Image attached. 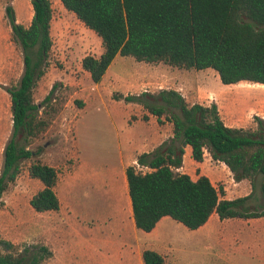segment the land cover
<instances>
[{
  "label": "trees",
  "instance_id": "16d2710c",
  "mask_svg": "<svg viewBox=\"0 0 264 264\" xmlns=\"http://www.w3.org/2000/svg\"><path fill=\"white\" fill-rule=\"evenodd\" d=\"M32 18L27 27L16 23L11 5L5 14L11 38L22 54L23 71L10 96L12 132L3 149L0 198L21 171V162L40 154L29 146L43 134L48 121L58 112L53 107L52 89L41 104L32 90L44 76L53 45L50 0H29ZM83 26L100 40L99 57L86 55L81 68L94 83L101 81L116 56L132 57L147 64L163 63L184 69H212L223 85L240 82L264 85V0H60ZM115 100L141 105L161 123L172 124V137L150 153L137 156L136 165L125 169L134 224L148 233L158 221L169 217L186 229L202 227L215 213L219 220L264 217V121L254 117V128L224 125L215 103L188 104L170 89L155 93L121 96ZM52 113V114H51ZM51 114V115H50ZM49 116V117H48ZM147 117L143 116V120ZM186 146L191 158L222 162L234 181L246 180L252 191L259 184L263 204L251 210L248 197L223 199L206 176L196 180L178 170ZM148 169L142 172L141 169ZM28 175L42 188L29 200L37 213L56 211L60 203L54 191L57 170L39 161L28 167ZM0 264H43L52 257L46 245L15 250L1 242ZM143 264H164L153 250L142 251Z\"/></svg>",
  "mask_w": 264,
  "mask_h": 264
},
{
  "label": "rangeland",
  "instance_id": "374dc122",
  "mask_svg": "<svg viewBox=\"0 0 264 264\" xmlns=\"http://www.w3.org/2000/svg\"><path fill=\"white\" fill-rule=\"evenodd\" d=\"M50 1V33L53 45L46 72L36 82L32 97L35 104H41L52 86H55L52 104L58 112L48 121L45 132L29 146L32 150L40 148V154L21 162L20 174L0 198V251L5 253L1 242L10 243L15 250L46 245L51 250L52 257L43 264H55L52 262H58L68 251L79 253L83 250H63L66 245L62 248L51 230L52 213H37L30 207L29 200L42 185L38 180L29 177L28 167L33 161L48 164L58 172L62 164L70 167L75 153L76 120L75 131L88 146L87 150H79L81 157L93 162H115V130L119 135L120 147L125 151L126 135L131 131L132 136H135L141 132V128L137 126L133 130L129 129L124 123L126 111L120 107L114 108L108 102L109 98L118 99L126 95L134 96L143 92L155 93L161 89H170L179 92L190 105L199 103L209 106L215 103L224 119L248 118L254 123V117H264V88L256 84L244 82V86L240 87L238 83L237 86L223 85L212 69H184L163 63L137 66V61L132 57H120L115 61L103 82L97 85L104 98H96L95 84L90 75L85 74L81 68V60L86 55L99 57L103 51L101 40L86 29L72 13L67 12L60 0ZM7 5L12 6L16 23L25 27L29 25L33 14L29 0H0V172L3 149L12 132L11 102L7 89L17 85L23 71L22 54L11 38V29L5 14ZM129 74L138 75L139 78L132 80ZM249 93L255 95L251 99L256 106L254 110L247 108L248 104H251ZM122 103L126 104L124 101ZM132 108L130 114L136 119V115H140L139 107ZM186 167L185 171H192L191 178L196 179L198 169ZM141 171L147 172L148 169L143 168ZM230 174L224 167H211L209 176L212 184L221 189L223 195L229 192L235 199L248 197L246 204L251 210L263 204L259 184L253 191L251 184L246 180H243L240 186H235ZM90 185L93 187L94 183L84 182L79 190L82 189L81 193L87 190L83 194L88 195L92 208L100 213L113 209L112 206L105 205L98 191L90 189ZM224 188H227V191ZM88 199L84 198L86 201ZM225 222L213 220L202 233L188 230L174 221V247L175 250H180L182 263L202 264L209 260L211 264H264V217L254 220L234 218ZM125 225L127 226V223ZM86 226L92 227L95 224H85L84 227ZM127 230L129 231L128 228ZM96 236L95 250L111 248L108 232L103 227L96 232ZM83 239L85 238L80 237L78 241L83 243ZM139 240L140 250L149 249L148 242H144L140 237ZM134 245L135 240L130 250H136ZM80 259L78 255L77 260Z\"/></svg>",
  "mask_w": 264,
  "mask_h": 264
},
{
  "label": "crops",
  "instance_id": "0c3cea01",
  "mask_svg": "<svg viewBox=\"0 0 264 264\" xmlns=\"http://www.w3.org/2000/svg\"><path fill=\"white\" fill-rule=\"evenodd\" d=\"M63 7V6H62ZM83 25V24H82ZM90 31V30H89ZM93 33V32H91ZM121 56H116L110 66L107 68L101 81L95 84L94 95L96 98L103 99L104 94L97 88L105 78L109 68L117 61ZM123 59V57H121ZM139 65H149L143 62H137ZM84 71V70H83ZM85 74L89 75L84 71ZM130 75V74H129ZM132 80H137L139 76L133 74L129 76ZM254 93H249V98H253ZM233 100V98H231ZM108 102L115 108L120 107L126 111V117H124V123L129 129L134 127H140L141 132L132 136L131 131L125 137L127 148L122 151L120 143L118 141V133L115 130L114 134V145L117 149V160L113 163L105 162H93L88 158H83L79 154V150H87V144L81 140L79 134L76 133V122L74 123V147L75 153L73 163L70 167L66 164H62L60 171H57L58 179L54 187V191L59 200L60 206L56 211H48L51 214L52 225L51 230L54 236L58 238L63 250H83L82 252H66L58 262H52L57 264H143L142 251L140 250L139 237L148 242V248L155 251L162 256L164 264H184L182 263L179 252L175 250L174 239L172 233V227L174 220L169 217L161 218L156 224L155 228L144 233L136 229L131 202L128 192V185L126 180L125 169L128 166L136 165L137 156L143 153H150L164 141L172 137V124L161 118L159 123L154 116L150 115L141 105L136 103L123 104L122 100H115L109 98ZM203 105V104H202ZM254 105V106H253ZM132 107H139L138 111L140 115H136V119H133V114H130ZM255 103L248 104L247 108L254 110ZM83 110V109H82ZM221 120L224 125L230 128H254L255 124L248 118H237L231 117L230 119H224L220 110L218 109ZM143 116L147 119L143 120ZM259 118H264L259 116ZM82 142V143H81ZM99 143V141H93ZM111 141V145L113 144ZM95 144V145H96ZM97 152V151H96ZM188 166L192 169H198L199 174L196 175V179L199 176H206L210 180L209 174L211 173V167H224L229 171L226 165L219 161L212 160L208 152H204L203 160L196 162L191 158V148L186 146L184 150L182 167L180 173H185L191 177L192 171H185ZM143 169V168H142ZM141 169V170H142ZM184 169V171H183ZM191 169V170H192ZM230 173V171H229ZM231 175V174H230ZM192 179V178H191ZM192 179V180H196ZM231 179L233 180L232 176ZM84 182L94 183L90 189H96L100 198L105 205L112 206L107 213H100L95 208H92L88 195L86 196L79 190ZM211 182V180H210ZM236 182L235 186H240V183ZM212 183V182H211ZM227 191V188H224ZM235 190V189H234ZM80 193V194H78ZM84 195V196H83ZM83 198V200H82ZM87 198L88 200H84ZM223 199L232 200L235 197L231 196L229 192L222 196ZM217 215L213 213L209 220L202 227L194 230L196 232L203 233V230L213 220H219ZM226 220H219L222 223H226ZM242 220V219H241ZM254 220V219H249ZM127 223V226L125 225ZM85 224H99L98 226H85ZM178 225V224H177ZM225 225V224H224ZM108 232L110 239L111 248L108 250H95L96 247L95 239L97 238L96 232L102 228ZM129 229V231L127 230ZM177 228V227H176ZM83 239V243L78 240ZM177 239V237H176ZM135 240L136 250H130L131 244ZM121 244V246H120ZM81 245V246H80ZM88 250V251H84ZM78 255L81 259L78 261ZM187 264V263H186ZM202 264H211L209 260L204 261Z\"/></svg>",
  "mask_w": 264,
  "mask_h": 264
},
{
  "label": "bare ground",
  "instance_id": "6f19581e",
  "mask_svg": "<svg viewBox=\"0 0 264 264\" xmlns=\"http://www.w3.org/2000/svg\"><path fill=\"white\" fill-rule=\"evenodd\" d=\"M238 84H236V86L238 85L240 87V86H244L245 83L244 82H240ZM255 84L258 85V86H260L261 88H264V85H262V84H257V83H255Z\"/></svg>",
  "mask_w": 264,
  "mask_h": 264
},
{
  "label": "built area",
  "instance_id": "2783aa9c",
  "mask_svg": "<svg viewBox=\"0 0 264 264\" xmlns=\"http://www.w3.org/2000/svg\"><path fill=\"white\" fill-rule=\"evenodd\" d=\"M262 120L264 121V118H262ZM179 171V170H178Z\"/></svg>",
  "mask_w": 264,
  "mask_h": 264
}]
</instances>
